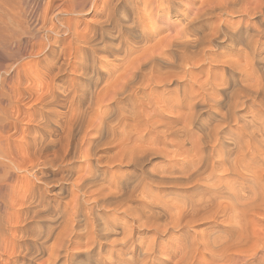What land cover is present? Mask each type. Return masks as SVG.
<instances>
[{"label": "bare ground", "instance_id": "bare-ground-1", "mask_svg": "<svg viewBox=\"0 0 264 264\" xmlns=\"http://www.w3.org/2000/svg\"><path fill=\"white\" fill-rule=\"evenodd\" d=\"M127 1L131 5L121 0H64L58 6L65 14L57 17L60 28L52 23L50 31L55 34H47L36 52L44 55L37 68L44 70L42 77L44 74L49 80L43 86L35 83L23 87L21 94L25 91L34 96L31 107L20 110L24 114L17 112L18 87L13 81L8 87L6 81L0 84V264H195L194 247L187 250L183 243H173V236L172 242L163 237L198 220L226 218L231 213L235 219L224 220L233 223L235 231H227L219 244L208 239L204 246L227 259V264H237L240 259L246 241L242 238L245 242H241L237 227L245 231V217L240 223L241 210L245 213L251 208L241 201L250 197L243 192L241 200L240 180L239 187L237 182H226L228 173L215 172L223 170L244 178L245 173L239 176L242 148L248 146L249 137L243 140L240 134L243 130L254 132L249 135L251 139L260 130L254 122L240 125L243 117L237 112L246 105L242 98L264 102V0H198L199 7H191L189 13L181 10L184 0ZM98 2L103 4L96 13L99 18L83 30L81 17L90 14ZM218 14L240 15L243 20L229 26L220 18L214 26L210 21ZM179 15L181 26L176 23L179 27L167 28L170 31L165 33L161 22ZM153 18L160 25L142 26L143 21ZM10 36L17 40V34ZM235 47V55L222 52ZM99 59L105 63L100 65ZM205 63L209 64L205 74H196L194 69L202 70ZM71 70L77 75L91 74L95 80L86 83L76 79L72 85H65L63 78H74ZM15 88L18 99L13 94ZM203 110L210 115L206 121L201 117ZM165 116L181 125H166ZM193 125L200 132L195 133ZM256 138L253 143L257 146L260 139ZM187 140L190 148L185 146ZM263 142L257 152L264 151ZM155 156H164L165 164L145 169ZM178 156L181 161L175 159ZM149 175L154 179L147 181ZM179 180L196 193L181 199L178 195L176 201L163 196L166 201H159L160 184L174 185ZM224 198L226 201L221 200ZM261 207L260 211L264 210ZM136 226L153 232V238L147 239L150 243L143 245L144 237L134 236ZM112 235L122 236L113 239ZM162 246L169 247L171 253L166 260L157 261L155 251Z\"/></svg>", "mask_w": 264, "mask_h": 264}, {"label": "rangeland", "instance_id": "rangeland-1", "mask_svg": "<svg viewBox=\"0 0 264 264\" xmlns=\"http://www.w3.org/2000/svg\"><path fill=\"white\" fill-rule=\"evenodd\" d=\"M52 2L53 4H50L49 2ZM63 1L64 0H0V84H4L3 82H5V85L7 86V85H11V81H13L12 82V84L13 85H15V87H18L17 89H19V91H18V94H19V96H20V98H22V99H20L19 98V96H18V94L16 93L17 92V89L15 88V90H14V93L13 94H15V96H16V98L19 100V105H18V108H17V112H19L21 109H23V110H21V111H23V112H25V111H27L30 107H31V105H30V103H31V101L34 99V96H29V94L28 93H26L25 91H23V93L21 94V92H22V90H23V87H28V85L30 86L31 84L32 85H35V83H37V84H39L40 86L42 85H44L43 83H45L46 84V82L49 80L48 79V77H46V75H44L43 74V77H42V72H44V70H40V68L38 69L37 68V63H38V61L40 60V57H41V59H42V57L44 56V55H41V54H36V52H37V49H38V43L39 42H45V40L47 39V34H55V32H51L50 31V27L52 26V23H55L56 24V26H57V28L56 29H58V28H60L59 27V17H61L62 18V16L64 15L65 16V14H62L61 13V10H60V8H58V6L60 7V5L63 3ZM122 1V4L124 3L125 5H131L130 3H131V1H125V0H121ZM185 1H186V3H185ZM195 0H184V4H185V6H182L181 8V10H183V11H185V12H192L195 8H197V7H199V1L198 0H196L195 2H194ZM189 2V3H188ZM194 2V3H193ZM127 3V4H126ZM188 3V4H187ZM193 3V4H192ZM187 4V5H186ZM190 4H192V5H190ZM53 6V7H51V6ZM101 5H103L102 4V2H98V4L96 5V8L92 11V12H90V14H83V17H81V19H82V23H81V28L83 29V30H85V26H86V24L87 25H90V24H92V22L93 21H95V20H97V17L98 16H96V13H98L99 12V10H101V8H102V6ZM190 5V6H189ZM198 5V6H197ZM188 6H189V8H188ZM47 7H49L48 9H47ZM191 7H193V10H192V8ZM46 8V9H45ZM186 8V9H185ZM52 9V10H51ZM185 9V10H184ZM191 9V10H190ZM47 10H49V11H47ZM188 10V11H187ZM52 11V12H51ZM47 12V13H46ZM16 14V15H15ZM130 15H131V17H132V15H133V13L131 12L130 13ZM222 15L224 16L223 18H222ZM221 16H220V14H218L217 16H215V17H213L212 19V21H210V23L211 22H213L212 23V25L214 24V26L216 25V24H218L219 23V21H218V19H223L224 21H227V23H229L230 25L229 26H237L238 24H239V22L241 23L242 21H240V20H243V19H240L241 18V16L240 15H233V16H228V15H225V14H222ZM49 16V17H48ZM59 16V17H58ZM63 16V17H64ZM227 16V17H226ZM237 16V17H236ZM58 17V18H57ZM177 17V18H176ZM217 17V18H216ZM219 17V18H218ZM18 20H16V19ZM99 18V17H98ZM215 18L217 19L216 21H215ZM225 18V19H224ZM231 20H230V19ZM46 19V20H45ZM48 19V20H47ZM177 19V20H176ZM234 19V20H233ZM237 19L239 20V21H237ZM153 20V21H152ZM151 21H148V20H145V21H143L142 22V26L143 27H145V26H147L148 24L150 25V27L152 26V28L153 27H155V26H158V25H160V21L159 20H157V22L155 21V19L153 18ZM169 19H166V20H164L163 22H161V26H163V25H165V26H163L164 28H165V33L167 32H169L171 29H173V28H176V27H179V26H181V24H182V21L180 22V20H182V18H181V15H179V16H172L171 18H170V20L168 21ZM179 20V21H178ZM178 21V22H177ZM214 21H215V23H214ZM218 21V22H217ZM231 21H234V22H231ZM45 22H47V24L45 23ZM146 22V23H145ZM150 22V23H149ZM151 22H153V23H151ZM180 22V23H179ZM231 22V23H230ZM235 22H237L236 23V25H235ZM22 23V24H21ZM148 23V24H147ZM155 23V24H154ZM176 23H178V25L179 26H177V24ZM155 26H154V25ZM22 25V26H21ZM148 25V26H149ZM172 25H173V27H172ZM9 26V27H8ZM21 26V27H20ZM147 26V27H148ZM169 26V27H168ZM14 27H15V29H14ZM148 28V29H151V28ZM171 27V28H170ZM167 28H169V29H167ZM17 29H18V31H17ZM51 32V33H49V31ZM16 32V33H15ZM137 32V34H138V31H136ZM135 32V33H136ZM132 33H134V32H132ZM11 34H17V40H15L14 38H10L11 36ZM113 34H118V32H115V33H113ZM9 35V36H8ZM9 38V41H7L6 39H8ZM68 40H69V38H68ZM13 41V42H12ZM4 42H7V43H5L6 45H4ZM1 43H2V45H1ZM9 43H13V44H9ZM216 43V42H215ZM215 43H214V46H216V45H218L217 43H216V45H215ZM36 44V45H35ZM6 46V47H5ZM213 46V47H214ZM13 48V50H14V52H12L13 50L12 49H10V48ZM217 47V46H216ZM216 47H214V48H216ZM4 48H5V51H4ZM6 48H9V50H10V52H9V50H8V52H6ZM214 48H212L213 50H214ZM240 48V47H239ZM219 50V49H218ZM222 50H224V51H222V52H225V54H232V55H235V54H237L238 52V48H236L235 47V49L234 48H226V49H222ZM229 52V53H226L227 51ZM24 51V52H23ZM15 52H17V53H15ZM235 52H237V53H235ZM12 53V55H13V53L15 54V56H12V55H8V54H11ZM35 55H34V54ZM24 54V55H23ZM23 55V56H22ZM35 57H34V56ZM10 56H12V58L10 59ZM264 56V53L262 54V56L261 57H263ZM15 57L16 58H18V61L15 59ZM112 58V57H111ZM14 60H16L15 62H16V64H17V66L14 64ZM13 61V62H12ZM98 62L100 63V65L101 64H104L105 62H104V60L102 59H99L98 60ZM19 63H22V64H19ZM99 63H98V66L99 67H101L100 65H99ZM13 65L12 67H8L9 65ZM10 65V66H11ZM20 67H19V66ZM15 66V67H14ZM204 67H202L201 69L202 70H200L199 68H196V69H194L195 70V73L196 72H199L200 74H202V73H204L205 74V72H206V68H207V66L209 67V64H207V63H205L204 65H203ZM259 66H261V65H259ZM18 69H17V68ZM102 68V67H101ZM218 68V67H217ZM14 69V70H13ZM17 69V70H16ZM103 69V68H102ZM218 69H222V68H218ZM9 70H11V72H9ZM25 70V71H24ZM203 70H204V72H203ZM41 71V72H40ZM72 72V74H71V77L73 78L72 80L71 79H68V77H66L65 79L63 78L61 81H64V82H62V83H64L65 85H72V83H75V82H77L78 80H76V79H80L79 80V82H81V81H84V82H86V81H91L92 83H93V81L95 80V79H91V74L89 75V74H86V76L84 75V74H75V72L73 73V71L74 70H71ZM201 71V72H200ZM219 71H221V70H219ZM15 72H16V74H15ZM13 73L15 74V77H14V75H13ZM76 73H77V71H76ZM41 76H40V75ZM196 74H198V73H196ZM89 75V77H87ZM44 76H45V78H44ZM77 78H76V77ZM84 78H83V77ZM7 77H8V79H7ZM70 77V78H71ZM80 77V78H79ZM86 77V78H85ZM2 79H4V80H2ZM6 79V80H5ZM12 79V80H11ZM14 79V80H13ZM86 79H88V80H86ZM10 80V81H9ZM47 80V81H46ZM69 80H70V82H69ZM35 81V82H34ZM67 83H66V82ZM72 81V82H71ZM75 81V82H74ZM2 82V83H1ZM10 82V83H9ZM16 82L18 83V84H16ZM90 82V83H91ZM101 82V81H100ZM104 82V81H103ZM102 82V83H103ZM7 83V84H6ZM9 83V84H8ZM34 83V84H33ZM42 83V84H41ZM87 83V82H86ZM90 83H89V86H90ZM17 85V86H16ZM19 85H21V86H19ZM12 86V85H11ZM8 87V86H7ZM21 87V88H20ZM20 92V93H19ZM34 93H36V89H34ZM24 94V95H23ZM28 94V95H27ZM29 97H30V99H29ZM32 97H33V99H32ZM243 100V102H244V104H245V102H246V105L245 106H241V110H238L239 112H237V114H239L240 116H242L243 118H244V116H245V119H244V121L242 120V119H239L240 120V122H239V124L241 125L242 123L244 124L246 121H247V124L249 123V124H251V122H252V124H253V122L254 123H256L255 125H257V128L256 129H260L261 131H262V133L263 134H261V131H260V133H259V131L258 132H256L257 134H255V137L252 135V141H251V139H250V137L251 136H249V135H251V134H253L254 132H251V131H246V130H243V132H241V137H242V139L244 138V139H246L247 137H249V138H247L246 140L247 141H249L248 142V146L246 145V140L245 141H243V143L245 142V147L246 148H244L243 146H244V144H242V150H243V162L241 163V168H242V172L241 173H239V176H240V174L242 175L243 173H245V175H242L244 178H240V177H238L237 175H231L230 176V174L232 173H230V172H225L224 173V171L223 170H219L218 172H215L217 175L218 174H222V175H224V174H226V173H228V174H226L227 175V178H228V180L226 181V182H228V183H230V181H231V183H236L237 182V184L239 185V183H240V181H241V183H240V185H242V192H241V194L244 192V195L246 194H249L248 195V198L250 197V199H247V200H245L246 199V197L243 195V196H241L240 198H241V200L242 199H244V197H245V199L243 200V201H241L242 203L241 204H244L245 202H248V204H244V205H248L249 207L251 206V208H246L245 210V213H243V211L241 210V216H240V219L243 217V219H244V217H245V220H244V222H243V219H241L240 221V223H241V225L244 223V225H246L245 227L246 228H244L245 229V231H243V230H240L241 228H238L237 227V230L238 231H240L241 232V234H242V236H241V239L242 238H244L245 239V241H246V245L244 246V244H242V243H244L245 241L242 239L241 240V244H242V246H244V248H242L241 247V249H242V252H241V254H240V261L238 260V263L237 264H264V263H262L263 261H264V215H263V212H264V210L262 209V208H264L263 206H264V202H262V203H260V204H258L259 202L258 201H260V199L262 200L263 199V201H264V184H263V182H264V172H263V170H264V166H263V164H264V161H262L263 159H264V151H262V150H259L260 152H257L258 151V149H262L263 148V146H262V148H261V146H259V145H261V143L264 141V140H261V139H263L264 138V121H263V119H264V102H260V105L258 104L257 105V103H259L258 102V100L256 99H251L250 100V98H242ZM245 99V100H244ZM259 100H260V98H258ZM22 100V101H21ZM31 100V101H30ZM251 101H253V102H251ZM249 102H250V104H249ZM32 103H33V101H32ZM31 103V104H32ZM247 104H249V105H247ZM262 104V105H261ZM21 106V107H20ZM260 106V109H258V110H256L258 107ZM249 107V108H248ZM27 110H26V109ZM251 108H252V110H251ZM24 109H25V111H24ZM240 109V108H239ZM250 109V111H248ZM246 110V111H245ZM256 110V111H255ZM260 110H262L261 112H260ZM20 111V112H21ZM243 111V112H242ZM248 111V112H247ZM254 111H255V114H254ZM16 112V113H17ZM19 112V113H20ZM202 112V119H205L204 121H206V119H207V117H209L210 115L207 113V111H205V110H203V111H201ZM203 112H206L205 114L203 113ZM241 112V113H240ZM246 112H247V114H246ZM253 112V113H252ZM260 112V113H259ZM257 113H259L258 115H257ZM20 114H24V113H20ZM206 114H207V116H206ZM251 114V115H250ZM261 114V115H260ZM205 115V116H204ZM239 115H238V117H239ZM253 115V116H252ZM257 115V116H256ZM259 115L261 116L260 118H259ZM23 116H25V115H23ZM22 115H21V117H23ZM249 116V117H248ZM204 117V118H203ZM255 117V118H254ZM164 119H166V120H164V123H166V125H168V123L169 124H171L172 122H173V119L171 120L168 116H165V117H163ZM162 118V119H163ZM239 118H241V117H239ZM250 118H251V120H250ZM253 118V119H252ZM257 118V119H256ZM250 120V122H249V120ZM262 119V120H261ZM168 120V122H166ZM170 120V121H169ZM253 120V121H252ZM257 120H259V121H257ZM261 120V121H260ZM242 122V123H241ZM263 124H262V123ZM174 123V125H176V124H178V125H181V123H179V122H173ZM173 123H172V125H173ZM236 122H234V123H232V125L233 126H235L234 124H235ZM170 126V125H169ZM249 126H251V125H249ZM196 128V126H194L193 125V131L196 133V132H200L199 130H198V128H197V131L195 130V128ZM245 131V132H244ZM11 133H14V129L12 130V132ZM250 133V134H249ZM199 134V133H198ZM245 134V135H244ZM260 136H259V135ZM221 135H223V134H221ZM226 135V133L224 134V136ZM229 135V134H228ZM235 135V134H234ZM243 135V136H242ZM256 135H257V138L258 139H260L259 141H260V143H258V145L256 146V145H254L255 143H253V140H255V138H256ZM227 136V135H226ZM247 136V137H246ZM246 137V138H245ZM262 137V138H261ZM254 138V139H253ZM256 138V140L258 141V139ZM243 139V140H244ZM249 139V140H248ZM257 141H256V144H257ZM188 142H190L189 140H187L186 142H185V146L187 147V148H190L191 147V142L190 143H188ZM255 142V141H254ZM250 143V144H249ZM252 144H253V146H252ZM263 144H264V142H263ZM262 144V145H263ZM255 146V147H254ZM260 148H259V147ZM169 147L170 148H172V146L171 145H169ZM254 147V148H253ZM258 147V148H257ZM169 148V149H170ZM206 148V147H205ZM248 148H249V151H248ZM251 148V149H250ZM244 149H246V150H244ZM256 149V150H255ZM250 150H252L251 152H250ZM255 150V151H254ZM262 151V152H261ZM248 152V153H247ZM250 152V153H249ZM253 152H254V154L256 155H253ZM252 153V154H251ZM257 153H259V155H261V156H259ZM261 153V154H260ZM247 154H249L248 156H250V154H251V156H250V158H248L247 157ZM179 157V158H178ZM178 157H176L175 159H178V160H180L181 161V157L180 156H178ZM253 157V158H252ZM262 157V158H261ZM246 159H249L248 160V162H247V160ZM253 159V160H252ZM151 160H153V162L151 161ZM150 161H148L146 164H145V169L146 168H148V169H151L152 170V168H161L164 164H165V161H166V159H165V157L164 156H155V157H153L152 159H151ZM179 161V162H180ZM259 161V162H258ZM152 162V163H151ZM149 163H150V165H149ZM154 163V164H153ZM164 163V164H163ZM246 163H248L249 164V166H248V164H246ZM252 165H251V164ZM256 163V164H255ZM243 164V165H242ZM261 164V165H260ZM154 165V166H153ZM159 165V166H158ZM244 165H245V167H244ZM251 165V166H250ZM149 166H151V167H149ZM248 166V167H247ZM252 166H253V168H254V170H253V168H252ZM250 167V168H249ZM245 168H247V170L245 169ZM259 168H261V169H259ZM246 170V172H248L249 174H253V177L251 176V175H249L248 173H246V172H243L244 170ZM249 169V170H248ZM258 169V170H257ZM254 171V172H253ZM262 172V173H261ZM230 173V174H229ZM255 173H257V174H255ZM247 174H248V178H247ZM259 174H260V176H259ZM249 176H251V177H249ZM257 176V177H256ZM149 177L150 178H146L147 179V181H151L152 180V177L153 176H151V175H149ZM239 179H238V178ZM256 177V178H255ZM263 178V179H262ZM153 179H154V177H153ZM262 179V180H261ZM240 180V181H239ZM243 180V181H242ZM245 181V182H244ZM254 182V183H253ZM260 182V183H259ZM181 183H182V180H179V182L178 183H176V184H174V185H172V184H166V186L164 185L163 186V184H160V185H162V186H159V188H158V190H157V193L159 192V194L158 195H160L159 196V198L158 199H160L159 201H166V199H172V200H179V199H181L182 198V196L183 195H191V194H195L196 193V191L197 190H195L194 191V188H192V190L190 191V189H187V188H189V187H187V186H185L184 184H182V185H184V186H182L181 185ZM230 183V184H231ZM248 183V184H247ZM153 184H156V183H153ZM179 184H180V186H182V187H180L179 186ZM243 184H244V186H243ZM250 184V185H249ZM252 184V185H251ZM255 184H257V185H255ZM240 185H239V187H240ZM249 185V186H248ZM262 185V186H261ZM177 186H178V188H177ZM254 186H255V189H254ZM256 186L258 187V188H256ZM244 187V188H243ZM249 187V188H248ZM253 187V191H250V189ZM260 187V188H259ZM181 188V189H180ZM191 188V187H190ZM156 189V188H155ZM154 189V191H156ZM243 189L244 190H246V191H243ZM182 190V192H180ZM188 190V191H187ZM249 190V191H248ZM252 190V189H251ZM255 190H258V191H255ZM248 191V192H247ZM175 192H176V194H175ZM184 192V193H183ZM194 192V193H193ZM261 192L263 193L262 195H259V194H261ZM175 195H174V194ZM179 193V194H178ZM188 193V194H187ZM250 193H252V194H250ZM256 193V194H255ZM170 194H171V196H170ZM180 194H182V195H180ZM177 195V196H176ZM180 197H179V196ZM251 195V196H250ZM162 196V197H161ZM163 196L165 197V196H167V198L165 199V198H163ZM174 197V198H171V197ZM253 196V198H251ZM254 196L256 197L255 199H254ZM258 196H261L262 198H259L258 199ZM161 197V198H160ZM169 197V198H168ZM177 197H179V199L177 198ZM243 197V198H242ZM176 198V199H175ZM220 200V199H219ZM221 200H223V201H226L225 200V198L224 199H221ZM250 200V201H249ZM250 202H252V204L254 203V206H255V204H257V207L255 206H253L252 207V205L251 204H249ZM256 202V203H255ZM261 204H262V207H261ZM259 205H260V207H261V209L263 210V212H262V214L260 213L261 211H260V207H259ZM246 207V206H245ZM244 207V208H245ZM243 208V209H244ZM254 210H253V209ZM251 209H252V212H251ZM257 209H259V210H257ZM255 210L257 211V212H255ZM215 214V213H214ZM234 213H231L229 216H226V218L225 217H223V218H218V216H214V218L213 217H211V220H210V218H206V220L204 219V220H198V223L197 222H195L194 224H191V226H187V227H185V229H176V230H172L171 231V234L170 233H168V234H166L164 237H163V239H164V241H171V239H172V241H173V243H175V244H177V243H183V245L186 247V249L188 250L189 249V247H190V249H191V247L193 248L194 247V249H195V252H194V256H195V261H196V263L195 264H201V263H203V264H211L212 262V264H227L226 263V260L227 259H225V258H219V253H216L215 251H211L210 249L208 250L207 248V250H205V243H206V241L209 239V241H210V239H211V241L213 240V241H217V244H219V240H222L223 238H225L226 236H227V234H228V232L227 231H229V232H231V231H235V229H233L234 227L232 226V224L230 223H228L229 224V226H228V224H227V222H226V220L230 217V219L233 221L234 219H235V217H234V215H233ZM245 214V215H244ZM232 215V216H231ZM234 217V218H233ZM214 220H213V219ZM219 220H218V219ZM248 218V219H247ZM224 219H226V220H224ZM230 219H228L227 221L229 222V220ZM251 219V220H250ZM221 220V221H220ZM222 220L223 221H225V222H222ZM231 221V222H232ZM248 221H250V222H248ZM246 222H247V224L249 225H247L246 224ZM221 223V224H220ZM235 223V222H234ZM250 223V224H249ZM227 224V225H226ZM194 227H193V226ZM226 225V226H225ZM235 225V224H234ZM240 225V224H239ZM240 225V226H241ZM244 225L242 226V227H244ZM239 226V227H240ZM251 226V227H250ZM193 227V228H192ZM223 227V228H222ZM233 227V228H232ZM236 227V226H235ZM250 227V228H249ZM187 228H189L187 231H184V230H186ZM228 228V229H227ZM248 228H249V230H248ZM252 228V229H251ZM214 229H215V232H214ZM254 229V230H253ZM192 230V231H191ZM227 232H225V231ZM193 231H195L196 232V234H194L195 232H193ZM206 231H207V233H206ZM223 233H222V232ZM242 231H243V233H242ZM246 231H248V232H246ZM213 232V233H212ZM218 232H220V233H218ZM135 233V234H134ZM175 233V234H174ZM225 233V234H224ZM232 233V232H231ZM246 233H248V234H250V235H247L246 234V236H247V238L248 239H246L245 238V234ZM259 233V234H258ZM262 235H261V234ZM133 234H134V236H143L144 237V239H143V245H145V242H146V244H148V243H150V241L151 240H147V239H151V237L153 238V236H151V235H153V232H149L146 228L144 229V228H139L138 229V227L136 226V227H134V230H133ZM146 234H148L147 236H146ZM182 234V235H181ZM201 234H203V236H201ZM210 234H212V236L210 235ZM214 234H216L215 236H214ZM222 235V236H219V235ZM240 234V235H241ZM175 235V236H174ZM189 235H190V237H189ZM195 235H199V237L198 236H196V237H194ZM207 235V236H206ZM223 235H226V236H223ZM243 235H244V237H243ZM256 235V236H255ZM122 235H115V236H111L113 239H115V238H120ZM172 238H171V237ZM185 236V237H184ZM204 236H206L205 238H204ZM209 236H211V237H209ZM177 237H179V238H177ZM188 237V238H187ZM202 237H203V239H205V240H203L202 239ZM208 237V238H207ZM217 237H219V238H217ZM223 237V238H222ZM177 238V239H176ZM198 238H201L202 240H203V242L202 241H200V240H197ZM146 239V240H145ZM167 239V240H166ZM175 239V240H174ZM184 239V240H183ZM186 239V240H185ZM192 239V240H191ZM194 239V240H193ZM195 239H196V242H197V244H196V242H195ZM250 239H251V241H250ZM224 240V239H223ZM148 241V242H147ZM171 241V242H172ZM193 241V242H192ZM199 241V242H198ZM244 241V242H243ZM190 242H192L191 244H193L192 246L190 245ZM200 243V244H199ZM202 243H204V244H202ZM258 244L259 245H262L261 246V248H262V250H261V248H260V246H259V248L260 249H258ZM195 245L197 246V248L195 247ZM201 245H202V247H201ZM140 248H143V246L142 245H140L139 246ZM257 247V248H256ZM162 248H164L163 246L160 248L159 247V249H157L159 252H157V250L155 251V254L157 253L158 254V256H157V254L155 255V257L157 258H155L157 261H159V259H162V258H164V260H166V258H168V256L170 255V248L169 247H165L164 249H162ZM167 249V250H166ZM200 251H199V250ZM258 249V250H257ZM160 250H162V251H160ZM164 250V251H163ZM166 250V251H165ZM196 250H198L197 251V253H196ZM203 251V252H202ZM204 251H205V253H204ZM209 251V252H208ZM211 251V252H210ZM247 251H250V252H247ZM160 252H162V254L160 253ZM202 252V254H200V253ZM166 253V254H165ZM199 253V254H198ZM207 253L210 255H208L207 256ZM231 256L232 255H234L235 253H234V250L233 251H231ZM234 253V254H233ZM252 255V256H250V254ZM259 253H260V255H259ZM206 254V255H205ZM246 254V255H245ZM255 254H257L256 256H255ZM164 255H168L167 257L166 256H164ZM201 255V256H200ZM203 255V256H202ZM214 255V256H213ZM216 255H218V256H216ZM242 255V256H241ZM245 255V256H244ZM261 257V259H259V256ZM263 257H262V256ZM163 256V257H162ZM205 256V257H204ZM237 257H238V255H236ZM244 256V257H243ZM248 256H250V258L248 257ZM200 257V258H199ZM208 257V258H207ZM210 257H212V258H214L215 257V259H213L212 260V258L211 259H209ZM246 257V258H245ZM202 258H204L203 260H202ZM254 258V259H253ZM263 258V259H262ZM199 259H201L200 261L201 262H199ZM206 259V261L204 262V260ZM209 259V260H208ZM219 259V260H218ZM243 259V260H242ZM253 259V260H252ZM220 262H218V261ZM252 262H251V261ZM262 260V262H260ZM156 261V262H157ZM197 261H198V263H197ZM208 261H209V263H208ZM222 261V262H221ZM258 262V263H257ZM152 263V261H150V263L149 264H151ZM136 264H140V262L139 261H137L136 262ZM152 264H158V262L157 263H155V261H154V263H152Z\"/></svg>", "mask_w": 264, "mask_h": 264}]
</instances>
